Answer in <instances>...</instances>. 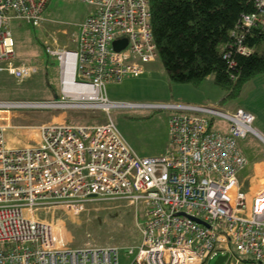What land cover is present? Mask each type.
<instances>
[{
	"label": "built area",
	"instance_id": "1",
	"mask_svg": "<svg viewBox=\"0 0 264 264\" xmlns=\"http://www.w3.org/2000/svg\"><path fill=\"white\" fill-rule=\"evenodd\" d=\"M49 1L0 0V71L17 78L32 72L14 62L10 25H38ZM81 1L92 9L80 24L76 48L46 46L58 59L60 95L0 100V113L46 107L99 111L104 119L24 126L36 129L37 139L8 144L10 124L0 116V264H119L121 251L129 264H204L218 253L228 261L233 248L264 264V188L248 202L237 180L247 163L238 139L252 134L264 143L254 115L216 103L110 100L107 83L143 74L157 57L149 0ZM240 21L246 29L264 23V0H254V10ZM122 39L124 47L116 49L113 42ZM234 50L250 52L240 34ZM135 106L170 110L169 146L162 154L138 155L110 117L112 108ZM113 199L142 202L138 244L75 243L62 219L38 215L62 210L75 216L87 203Z\"/></svg>",
	"mask_w": 264,
	"mask_h": 264
},
{
	"label": "rangeland",
	"instance_id": "2",
	"mask_svg": "<svg viewBox=\"0 0 264 264\" xmlns=\"http://www.w3.org/2000/svg\"><path fill=\"white\" fill-rule=\"evenodd\" d=\"M91 9V5L81 0H50L38 25L25 20L12 21L10 29L14 40V62H24L32 68V72L24 78H17L6 71H0V100H48L58 97L60 95L58 59L47 53L46 46L50 45L60 50H74L80 24ZM150 67L148 73L137 76L125 75L119 81L107 83L108 98L121 102L171 103L190 100L198 102L203 96L208 95L214 96L213 99H216L214 102L224 109H228L224 106H229L231 103H239L237 105L241 108L246 104L254 105L256 110L252 112L256 121L264 120V77L261 73L256 74L246 86L245 93L236 98L227 97V92L218 86L219 89L214 87L216 92L210 90L204 85L207 82L205 79L197 85L169 81L159 58H156ZM242 87L243 85L239 93ZM220 91L225 92V95L222 92L223 97L218 96ZM169 113L170 110L165 108L118 107L110 110V117L138 155L154 156L169 146L167 123ZM0 116L7 117L11 128L4 132L5 140L12 135L18 142L23 141L25 130L31 131L37 138L36 129L30 127L27 129L24 126H37L54 121L83 122L104 119L99 111L94 113L46 107L13 109L1 112ZM256 121L252 125L261 131ZM3 122L4 120H0V123ZM214 124L216 128L224 129L221 128L224 126L223 121L216 119ZM247 138L256 147L261 146L264 153V145H260L257 137L248 134ZM135 210L138 217L135 216ZM38 215L47 219H62L71 229L75 243L92 241L95 245L119 246L140 242L141 233L136 221L142 222L144 219L141 201L130 205L122 199L96 200L87 203L85 209L75 216L62 210H52L47 214L38 211ZM219 256L221 255L218 253L208 258L204 264H228V262L232 264L236 258L240 259L238 264H254L249 257L239 254L234 248L228 261L216 263ZM129 263L130 258H126V253L120 252V264Z\"/></svg>",
	"mask_w": 264,
	"mask_h": 264
},
{
	"label": "trees",
	"instance_id": "3",
	"mask_svg": "<svg viewBox=\"0 0 264 264\" xmlns=\"http://www.w3.org/2000/svg\"><path fill=\"white\" fill-rule=\"evenodd\" d=\"M149 4L157 56L169 81L197 85L212 76L227 97H237L244 83L264 74V23L247 29L240 24L242 15L254 10V0H149ZM239 34L250 50L247 54L234 50Z\"/></svg>",
	"mask_w": 264,
	"mask_h": 264
},
{
	"label": "crops",
	"instance_id": "4",
	"mask_svg": "<svg viewBox=\"0 0 264 264\" xmlns=\"http://www.w3.org/2000/svg\"><path fill=\"white\" fill-rule=\"evenodd\" d=\"M156 58H158V56ZM155 60L146 64V67H145L146 68V71L144 73H148V71L151 70L150 64L154 63ZM262 76L264 77V74H262ZM252 78L249 79L246 83L243 84L242 90L239 93V95L243 94V92L245 93L246 86L249 85L248 83H251ZM205 81H207V82L204 85L207 88H209L210 90H213L215 92L217 91L214 88V87H217V85L213 82L212 76H208L207 78H205ZM222 92L220 91L219 94H218V96H220L222 94L225 95V92L224 91H222ZM223 95L221 97H223ZM221 97H219V98L221 99ZM213 98H215V97L214 96H211L210 97L208 95L207 96L205 95V96L202 97V99H199L198 102H195V100H190V99H189L190 101H186V102H189V103H198V104H211V103H215L214 101L216 99L214 100ZM237 104H239V103H231L229 106H224V107L225 108H228V109L238 108V107L241 108V106H239ZM243 106L245 107V110L251 112L254 115V113L252 112V110H256L254 105L248 106L246 104V105H243ZM244 107H242V108L244 109ZM254 121H256L255 116H254ZM256 123H257V125H259V127L261 128L260 130L263 133L261 131L260 132L264 135V120H260L259 119V121H256ZM8 129H11V128H8ZM26 132H28L27 135H26ZM23 133H24V139H23V141L18 142L17 140H15V136H12L11 135L6 140L7 143L8 144H14L15 142L16 143H29L32 140L34 141V140L37 139L36 136L33 133H31V131L25 130ZM247 137H248V135L246 137H244V138L238 139V141H237L238 148L240 149V151L242 152V154L247 159L246 165L242 169H240L238 171V173H237V180H238V187H239L240 191L244 192L247 201L248 202H251L253 196L259 190H261V189L264 188V153H262L261 146H257L256 147V145L255 144H252L248 140ZM258 141H259L260 145H264V143L260 139ZM252 147H254V149H252ZM163 152L159 153L158 155L162 154ZM154 156H156V155H154ZM128 245H135V244H127V246ZM121 252H123V251H121ZM126 258H128V257L126 256ZM119 264H120V254H119Z\"/></svg>",
	"mask_w": 264,
	"mask_h": 264
},
{
	"label": "water",
	"instance_id": "5",
	"mask_svg": "<svg viewBox=\"0 0 264 264\" xmlns=\"http://www.w3.org/2000/svg\"><path fill=\"white\" fill-rule=\"evenodd\" d=\"M125 43H126V40L125 39H122V40H116V41H114L113 42V45H114V47L116 49H120V48L124 47ZM225 257H226V255L219 256L217 258L216 263H219V262L223 261L225 259Z\"/></svg>",
	"mask_w": 264,
	"mask_h": 264
},
{
	"label": "bare ground",
	"instance_id": "6",
	"mask_svg": "<svg viewBox=\"0 0 264 264\" xmlns=\"http://www.w3.org/2000/svg\"><path fill=\"white\" fill-rule=\"evenodd\" d=\"M67 63H68V67H69V69H70L71 60H70L69 57H68V59H67Z\"/></svg>",
	"mask_w": 264,
	"mask_h": 264
}]
</instances>
